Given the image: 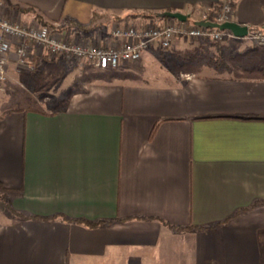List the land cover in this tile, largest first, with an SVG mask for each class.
<instances>
[{
    "label": "crops",
    "instance_id": "1",
    "mask_svg": "<svg viewBox=\"0 0 264 264\" xmlns=\"http://www.w3.org/2000/svg\"><path fill=\"white\" fill-rule=\"evenodd\" d=\"M222 1L3 0L1 14L110 45L113 26L156 21L134 14L197 20ZM232 3L231 22L264 31V0ZM32 60L30 96L0 113V264H264V47L177 39L113 70L87 62L83 79L62 56ZM62 69L73 80L47 89Z\"/></svg>",
    "mask_w": 264,
    "mask_h": 264
},
{
    "label": "built area",
    "instance_id": "2",
    "mask_svg": "<svg viewBox=\"0 0 264 264\" xmlns=\"http://www.w3.org/2000/svg\"><path fill=\"white\" fill-rule=\"evenodd\" d=\"M3 5V0H0V80L6 79L11 60L19 69L32 70L35 55L51 59L62 56L66 60L88 61L100 69L113 70L120 64L137 62L154 45L166 50L177 39L221 42L232 34L227 30L196 24L199 21L216 24L231 22L232 0H223L214 11L201 10L197 20H193L189 14L184 22L170 19L164 24L112 27L108 35L119 43L110 45H99L88 39L67 41L61 39L52 27L11 21L2 16ZM245 27L246 40L254 46L264 47V31Z\"/></svg>",
    "mask_w": 264,
    "mask_h": 264
},
{
    "label": "rangeland",
    "instance_id": "3",
    "mask_svg": "<svg viewBox=\"0 0 264 264\" xmlns=\"http://www.w3.org/2000/svg\"><path fill=\"white\" fill-rule=\"evenodd\" d=\"M169 20L170 19H165V21L162 24L168 22ZM159 21L160 20L153 21L152 25L158 24ZM161 21H163V19H161ZM189 22H191V19L189 20ZM130 24L136 25L134 22L127 23V25H130ZM142 25H145V23H143ZM113 27H118V26H113ZM228 37H234V36L230 34ZM74 61L76 62L74 64H71L70 60H68L67 63L70 64V66L73 65L72 68H75V66L76 67L78 66L77 68H80V67L82 68L81 73H79V76L77 77L78 79H83L85 77H93L95 74L98 73L95 71L92 65L87 63L88 61H76V60ZM34 70H35L34 67L32 70L19 69L18 67H16L15 70H11V71L9 70L5 80H0V113L4 112L6 109H9V108L19 107L22 103L21 101L22 98L23 97L25 98L26 96H30V92H29L30 89L27 88L26 85L21 83L20 75L23 73H33ZM65 74H68V72H66ZM64 76H65L64 70L62 69L60 70V73L56 75V78L54 79V81H50L45 84L46 88L54 89L55 87H58V86L62 87L63 83L65 82L70 83L73 80V76L70 74L68 78L66 76L63 82ZM59 106H61V100L56 99V100H51L48 107L50 110H53V109L58 108Z\"/></svg>",
    "mask_w": 264,
    "mask_h": 264
},
{
    "label": "water",
    "instance_id": "4",
    "mask_svg": "<svg viewBox=\"0 0 264 264\" xmlns=\"http://www.w3.org/2000/svg\"><path fill=\"white\" fill-rule=\"evenodd\" d=\"M160 18H168V19H175L181 22L186 21L187 15L182 14L180 12H171V11H165L162 13H159ZM198 26L203 27H209V28H216L219 30H227L230 31L235 37H244L247 33V28L245 26H240L233 22H226L223 24H216L211 22H197Z\"/></svg>",
    "mask_w": 264,
    "mask_h": 264
},
{
    "label": "trees",
    "instance_id": "5",
    "mask_svg": "<svg viewBox=\"0 0 264 264\" xmlns=\"http://www.w3.org/2000/svg\"><path fill=\"white\" fill-rule=\"evenodd\" d=\"M131 17H142V18H147V19H154V20H165V19H168V18H160L159 17V13H152V14H143V13H140V14H134L132 15ZM36 20L37 22L44 26V27H51L50 25H48L46 22H44L42 20V17L39 15V14H36ZM94 27V26H93ZM79 29H82V30H87V29H90V28H86V27H79ZM6 208L8 209V211L10 213H12L14 216H19L18 212H15L8 203H6Z\"/></svg>",
    "mask_w": 264,
    "mask_h": 264
},
{
    "label": "bare ground",
    "instance_id": "6",
    "mask_svg": "<svg viewBox=\"0 0 264 264\" xmlns=\"http://www.w3.org/2000/svg\"><path fill=\"white\" fill-rule=\"evenodd\" d=\"M233 35V34H232ZM229 35H227V37H228ZM234 36V35H233ZM245 38H246V35L244 36Z\"/></svg>",
    "mask_w": 264,
    "mask_h": 264
}]
</instances>
